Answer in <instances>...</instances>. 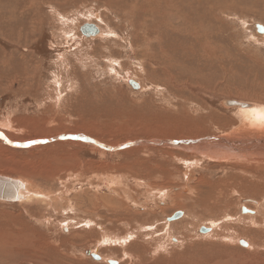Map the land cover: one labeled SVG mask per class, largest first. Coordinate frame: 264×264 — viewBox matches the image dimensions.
I'll list each match as a JSON object with an SVG mask.
<instances>
[{
	"label": "rangeland",
	"instance_id": "1",
	"mask_svg": "<svg viewBox=\"0 0 264 264\" xmlns=\"http://www.w3.org/2000/svg\"><path fill=\"white\" fill-rule=\"evenodd\" d=\"M90 24L99 35L82 33ZM257 25L264 0H0V175L26 185L24 200L0 201V233L21 245L2 264H241L264 254V175L208 143L247 121L227 101L250 114L264 107ZM62 136L131 145L109 152ZM29 241L48 246L37 258L22 248Z\"/></svg>",
	"mask_w": 264,
	"mask_h": 264
},
{
	"label": "bare ground",
	"instance_id": "2",
	"mask_svg": "<svg viewBox=\"0 0 264 264\" xmlns=\"http://www.w3.org/2000/svg\"><path fill=\"white\" fill-rule=\"evenodd\" d=\"M91 25V24H90ZM99 35V34H98ZM138 83V82H137ZM141 89V88H140ZM243 105H239L237 106V109L240 113V115L246 119L247 121L244 123V126H242L239 131H234L233 135L231 136H228V138H220V139H212L211 141H209L208 143H217V144H221L224 148V155L226 156V159H229V160H232V161H229L227 160L229 163L232 162L234 164H240V165H244L246 164V161L249 160V164L247 163L246 165H254L253 167L257 168L258 171H261L260 173L264 175V171L262 170V168H264V153L262 155H254L256 150H258L259 148H262L264 149V107L262 108H257V110L253 113V114H250L249 111H241V110H251V106L249 105V103H242ZM242 138H247L249 141L248 142H245L244 144H246V147H245V151H243V142L245 141H242ZM246 139V140H247ZM216 141V142H215ZM37 143H40V142H37ZM146 143V142H145ZM155 143V142H154ZM196 142H193L194 145L192 146H196V144H199V143H196ZM142 144H144V142H142ZM159 145H162L163 143L162 142H158ZM131 144L127 145V146H130ZM145 145H148V144H145ZM217 146V145H216ZM197 147V146H196ZM213 151V150H212ZM215 153H212L210 156H213V155H220L221 158L223 159L225 156L223 154H219L220 152L218 151H213ZM209 156V157H210ZM263 165V166H262ZM251 168V167H250ZM254 170V169H252ZM257 171V172H258ZM264 177V176H263ZM25 184V182H23ZM226 184V183H225ZM257 185V184H256ZM26 186V185H25ZM257 187V186H256ZM264 187V186H262ZM254 188V187H253ZM257 190V189H256ZM263 190V189H262ZM24 192V191H23ZM22 192V193H23ZM21 193V195H23ZM264 214V213H263ZM262 216V215H261ZM253 222V221H252ZM259 223L260 224H264V217L260 218L259 220ZM258 224V223H257ZM259 225V224H258ZM259 232L258 235L260 237L264 236V232H262L261 230H258ZM208 232V231H207ZM206 232V233H207ZM109 235V234H107ZM103 236V239L101 241L102 244H107V243H117V242H126L127 240H129L130 238H134V234L132 235L130 233L127 234L126 236H123V237H111V236ZM119 235V234H118ZM136 235V234H135ZM27 238V237H26ZM28 239V238H27ZM225 239V238H224ZM257 238H254L253 237V240L255 242V244H257L258 246H261L259 241L256 240ZM259 240L261 238H258ZM27 244V243H26ZM50 244V243H49ZM20 238L18 237L17 239H15L14 236H12L11 234H5V233H0V263L2 264L4 261L7 260V257L8 255L12 254V253H18L19 250H20ZM45 246H48V244H39V245H36V244H33L31 241L28 242L27 245H24L22 246L23 250L25 249H34V251L36 253H34L35 257H37L39 254L38 253H43V251L45 250ZM51 246V245H50ZM134 243L131 244L129 246V248L134 247ZM137 246V245H136ZM8 247H11V248H8ZM144 247V246H142ZM56 248V247H55ZM129 248L124 252V256H130L132 255L133 253L129 250ZM137 248V247H136ZM141 248V247H140ZM161 249L164 250V245H159V248H158V251ZM255 249V248H254ZM22 250V251H23ZM60 251V250H58ZM138 251V250H137ZM144 251V250H143ZM258 251V250H257ZM262 251V250H261ZM56 252V251H55ZM89 252V251H88ZM21 253V252H20ZM58 253V252H56ZM63 253V252H62ZM143 253V252H139L136 253V258L138 259V256L140 257V254ZM184 253H186V250L184 251ZM61 254V253H60ZM58 253V255H60ZM227 254V257L230 259V258H234V254L233 253H226ZM225 254V255H226ZM17 255V254H16ZM57 255V256H58ZM230 255V256H229ZM63 256V255H62ZM67 256V255H66ZM134 256V254H133ZM264 256V254L261 252V253H257V252H249L248 253V256H247V259L246 261L245 260H241V259H238V260H241L242 263L241 264H246L247 261H249L251 264H264V258H262ZM61 257V256H60ZM65 257V256H64ZM69 257V256H67ZM72 257V256H71ZM25 258V257H24ZM38 258V257H37ZM93 258V257H92ZM212 258V257H211ZM245 258V257H244ZM34 259V258H33ZM69 259V258H68ZM94 259V258H93ZM207 260H209L210 258H206ZM235 259V260H237ZM242 259H243V256H242ZM9 260V259H8ZM70 260V259H69ZM72 261L75 260V258H71ZM96 260H99L96 259ZM211 260V259H210ZM202 261V259H201ZM222 260H218L214 263H211V264H223L221 262ZM6 264V263H5ZM249 264V263H248Z\"/></svg>",
	"mask_w": 264,
	"mask_h": 264
},
{
	"label": "water",
	"instance_id": "3",
	"mask_svg": "<svg viewBox=\"0 0 264 264\" xmlns=\"http://www.w3.org/2000/svg\"><path fill=\"white\" fill-rule=\"evenodd\" d=\"M256 28L260 34L264 33V27L263 26L257 25ZM81 30H82V33L84 35L86 34L85 31L92 33V35L99 33V29L94 25H87V27H82ZM129 83L131 84V86L134 89L140 88V85L136 81L130 80ZM226 104L228 106H231V107H237L239 105H243L241 102H237V101H227ZM60 139L61 140L71 139V140L83 141L85 143L92 144V145H94L100 149H103L104 151H109V152H115V151L124 150L126 148H129L127 145L119 147V148H109V147L103 146V145H101V144H99V143H97L91 139L85 138V137L62 136V137H60ZM50 142H51V140H46V141H42L41 143H50ZM146 143L149 145V142H146ZM155 144H158V143H155ZM188 144H193V142L192 143L190 142ZM152 145H154V143H152ZM170 145H174V144H170ZM162 146H164V145H162ZM25 190H26V186L23 183V181H21L19 179L12 178V177L0 175V201L10 202V203L20 202L21 200L25 199V196L21 195V193ZM245 212L246 211H244V213ZM182 216H183L182 212H177L172 217L168 218V221H176V220L180 219ZM65 231H67V230H65ZM207 231H208V229L203 228L201 232L206 233ZM241 245H243L244 247H247V243L245 241L244 242L241 241ZM86 254L88 256L93 257L94 259H98V258L100 259L99 255L92 253L90 251L89 252L87 251ZM109 264H118V263L110 260Z\"/></svg>",
	"mask_w": 264,
	"mask_h": 264
}]
</instances>
